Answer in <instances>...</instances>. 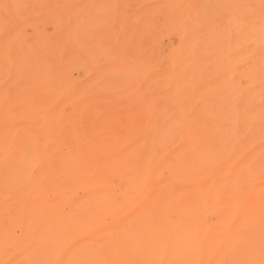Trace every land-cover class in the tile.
<instances>
[{"label":"clouds","instance_id":"1","mask_svg":"<svg viewBox=\"0 0 264 264\" xmlns=\"http://www.w3.org/2000/svg\"><path fill=\"white\" fill-rule=\"evenodd\" d=\"M0 264H264V0H0Z\"/></svg>","mask_w":264,"mask_h":264}]
</instances>
